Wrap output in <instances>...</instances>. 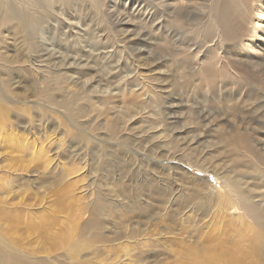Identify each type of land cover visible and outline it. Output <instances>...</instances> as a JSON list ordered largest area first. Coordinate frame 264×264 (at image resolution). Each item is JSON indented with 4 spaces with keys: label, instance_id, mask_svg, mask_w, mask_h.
Listing matches in <instances>:
<instances>
[{
    "label": "rangeland",
    "instance_id": "obj_1",
    "mask_svg": "<svg viewBox=\"0 0 264 264\" xmlns=\"http://www.w3.org/2000/svg\"><path fill=\"white\" fill-rule=\"evenodd\" d=\"M14 1L39 23L0 27V264H264L223 189L264 181L216 145L264 141V0Z\"/></svg>",
    "mask_w": 264,
    "mask_h": 264
},
{
    "label": "bare ground",
    "instance_id": "obj_2",
    "mask_svg": "<svg viewBox=\"0 0 264 264\" xmlns=\"http://www.w3.org/2000/svg\"><path fill=\"white\" fill-rule=\"evenodd\" d=\"M247 1L248 0H237V4L233 5L234 7L233 11L222 10L224 14L223 19L227 20V18L229 17V13L232 16L239 15L238 8L241 7L243 8L242 11L246 12ZM53 2H56V0H40V3L39 2L37 3L41 4L42 7L50 8L52 7ZM160 3L161 5L166 6L164 2L160 1ZM18 4L19 2L14 0H0V27H3L8 24H12V27H10V29L13 32H19L20 30L25 31V29H27L28 27H33V26H35L33 28H36V25H38L39 21H37L33 17L34 14L32 12L33 11L32 8L28 6L29 8H31L32 11L27 9L29 10V12L27 11L28 12L27 14H21L18 13V11L20 10L17 11ZM179 7H185V3L180 2ZM221 7H222L221 5H217L215 7V10ZM167 9L176 10L175 8H167ZM262 113H263V117H262L263 122H260L259 124L260 127L256 129L252 127L251 129H249V131L253 135L260 134L258 131H256L257 129H261L264 131V108ZM231 133H232V137L230 136L227 137V134L218 136L219 140L216 145L219 146L221 144L223 147H226L227 149L229 148L230 154L236 155L234 158H238V159L234 160L233 158V164L235 166L234 169L244 168V171H242L243 172L242 176L246 175L247 177H253L255 180L263 179L264 181V148L262 147V145H264V141L262 139L255 138L254 143H251L250 139L246 137L247 134L240 135L234 129H231ZM260 135L264 137L263 134ZM258 144H261L260 148L257 147ZM220 178H222V176H220ZM255 183L258 186L260 185L262 186V184H260L259 181H256ZM241 185L242 182L240 180H232L229 177H224L223 189L229 194V197H232L231 203H236L235 207L238 208L239 210L241 209L242 212L249 219L252 218L254 221L260 222L261 229L263 230L262 233L264 234V207H262L264 203L263 204L254 203L252 201L254 199L253 197H258V196L252 195L246 188L243 187L241 188L240 187ZM263 197H264V193H263Z\"/></svg>",
    "mask_w": 264,
    "mask_h": 264
}]
</instances>
